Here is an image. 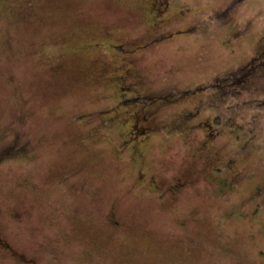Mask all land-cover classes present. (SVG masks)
I'll list each match as a JSON object with an SVG mask.
<instances>
[{
	"label": "rangeland",
	"instance_id": "374dc122",
	"mask_svg": "<svg viewBox=\"0 0 264 264\" xmlns=\"http://www.w3.org/2000/svg\"><path fill=\"white\" fill-rule=\"evenodd\" d=\"M148 1L0 0V148L28 145L25 157L0 167L1 228L37 264H264V204L252 199L264 185V78L253 89L234 84L215 102L208 90L159 112L160 125L197 103L206 110L195 123L217 117L207 132H161L152 140L147 172L196 171L180 200L135 188L137 170L121 153L119 133L87 138L91 124L83 116L111 95L80 80L86 56L79 45L103 29L119 38L148 37ZM182 2L171 6L158 33H189L165 39L136 62L150 94L169 97L215 79L222 85L264 49V0ZM186 7L193 16L177 20L173 15ZM207 133L218 134L212 161L238 164L242 176L231 193L219 192L199 150ZM112 209L123 221L118 228L108 223ZM0 264L11 261L0 255Z\"/></svg>",
	"mask_w": 264,
	"mask_h": 264
},
{
	"label": "flooded vegetation",
	"instance_id": "af4514ba",
	"mask_svg": "<svg viewBox=\"0 0 264 264\" xmlns=\"http://www.w3.org/2000/svg\"><path fill=\"white\" fill-rule=\"evenodd\" d=\"M119 2L121 0H113ZM183 0H149L142 13L143 20L151 35L143 39H126L114 37L108 30L90 33L85 36V40L79 45L83 49L85 61L82 62L84 71L80 74V80L85 84L93 86L102 84L105 90L110 92V97H106L107 104L99 107L92 113L85 114L90 128L87 138L93 140L102 130L111 133H119L122 138L120 142L121 153L128 158L133 168L137 170L135 176L136 187L143 190H150L156 193L160 199L165 197L172 200H180L190 190L196 171H185L177 173L171 177H164L156 173H149L146 169V162L153 138L161 133H179L183 137L192 135L198 130L213 129V123L217 117L213 116L211 122H194L199 115L206 110L205 104H194L192 108H184L183 112L173 121L171 125H160L158 114L168 103L180 102L186 97L204 94L208 90L213 92L208 98L213 102L220 100L233 87L234 84H242L244 90L254 88V81L264 78V49L252 55L247 62L236 68L235 71L228 72L226 83L219 85L222 80L215 79L209 85L199 84L194 88L182 90L169 97L150 94L141 88L140 75L136 71V62L140 55L162 45L167 38H175L188 34V29L178 28L176 31L158 33L162 31L165 22L164 17L169 15L172 5L181 7L185 5ZM192 8L177 10L173 15L177 20H184L193 16ZM188 15V16H187ZM168 17L167 20H169ZM185 32V33H184ZM158 33V34H156ZM86 32L84 33V35ZM102 50L109 53L108 58L101 56ZM231 87V88H230ZM211 88V89H209ZM221 92V93H220ZM184 98V99H183ZM208 108L218 107L217 104H207ZM207 108V109H208ZM212 111V110H211ZM215 111V110H214ZM216 115V114H215ZM137 124L135 125V123ZM141 127V132L145 133L144 141L137 142L134 135H138L137 127ZM212 134V133H211ZM139 136V135H138ZM218 134H205L207 141L200 142V149L205 155L208 166L211 167V179L216 182V187L223 194L231 193L237 188L241 178V172L237 168L238 164L234 159L226 161H212L210 154L215 151L210 146L214 144ZM140 138V136L138 137ZM208 147H210L208 149ZM28 145L17 146L14 143L0 148V167L9 160L25 157ZM244 149V148H243ZM210 153V154H208ZM215 154V153H214ZM79 172H75L64 178L76 177ZM221 173V174H219ZM264 185L254 188L253 200L259 199L264 204ZM19 218V215H15ZM108 223L113 228L122 226L123 221L116 215L115 210L108 214ZM0 255L11 261V264H37L35 257L28 256L20 250L11 240L8 233L3 231L0 224Z\"/></svg>",
	"mask_w": 264,
	"mask_h": 264
}]
</instances>
